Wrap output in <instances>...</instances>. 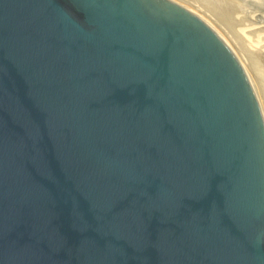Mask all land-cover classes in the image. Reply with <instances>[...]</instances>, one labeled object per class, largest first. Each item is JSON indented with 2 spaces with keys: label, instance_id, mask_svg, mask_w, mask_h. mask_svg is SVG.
<instances>
[{
  "label": "water",
  "instance_id": "95a60500",
  "mask_svg": "<svg viewBox=\"0 0 264 264\" xmlns=\"http://www.w3.org/2000/svg\"><path fill=\"white\" fill-rule=\"evenodd\" d=\"M0 264H264V121L170 0H0Z\"/></svg>",
  "mask_w": 264,
  "mask_h": 264
},
{
  "label": "rangeland",
  "instance_id": "374dc122",
  "mask_svg": "<svg viewBox=\"0 0 264 264\" xmlns=\"http://www.w3.org/2000/svg\"><path fill=\"white\" fill-rule=\"evenodd\" d=\"M171 1L199 16L226 41L222 39L243 68L263 117L264 5H258L257 0ZM224 3L232 4V10L228 12Z\"/></svg>",
  "mask_w": 264,
  "mask_h": 264
},
{
  "label": "bare ground",
  "instance_id": "6f19581e",
  "mask_svg": "<svg viewBox=\"0 0 264 264\" xmlns=\"http://www.w3.org/2000/svg\"><path fill=\"white\" fill-rule=\"evenodd\" d=\"M170 1H171V0H170ZM200 1H202V0H200ZM210 2H211V0H210ZM218 2H219V1H218ZM218 2H217V3H218ZM255 2L258 3V5H262V4L264 5V1H263V0H257V1H255ZM210 5H211V4H210ZM224 5L226 6V9H227L228 6H229V8L227 9V11H228V10H232V7L230 6V5H232V4H230V5L228 4V5H227V3H224ZM263 5H262V6H263ZM219 6H220V5H219ZM242 6H243V5H242ZM230 7H231V8H230ZM219 8H220V7H219ZM233 9H234V8H233ZM217 10H218V9H217ZM235 10H236V8H235ZM223 11H224V10H223ZM217 12H218V11H217ZM228 12H229V11H228ZM222 39H223V38H222ZM223 40H224V39H223ZM224 41H225V40H224ZM225 42H226V41H225ZM242 65H243V64H242ZM242 69H243V68H242ZM259 103H260V102H259ZM263 115H264V113H263ZM263 117H264V116H263Z\"/></svg>",
  "mask_w": 264,
  "mask_h": 264
}]
</instances>
